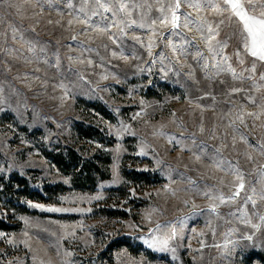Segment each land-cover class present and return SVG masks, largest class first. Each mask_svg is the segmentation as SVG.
<instances>
[{
	"label": "rangeland",
	"instance_id": "1",
	"mask_svg": "<svg viewBox=\"0 0 264 264\" xmlns=\"http://www.w3.org/2000/svg\"><path fill=\"white\" fill-rule=\"evenodd\" d=\"M10 2L16 6L0 3V264H264V114L244 115V124L237 119L241 105L245 113L261 111L264 87L256 85L264 84V63L257 62L254 79L216 75L196 57L198 50L208 53L195 31L184 30L196 44L182 49L167 29L154 35L133 26L113 42L82 32L78 23L69 28L66 0L59 8L44 5L42 14L36 0ZM152 2L149 15L156 18ZM14 27L25 39H12ZM32 27L34 33L27 31ZM232 31L226 22L220 38ZM235 48L233 39L226 51ZM252 59L245 55L241 66L233 56L231 63L239 73ZM72 150L99 162L109 154V175L98 176L92 188H75L73 174L47 156ZM220 159L244 174L245 187L217 215L202 193L236 190L229 185L235 177L221 170L227 165L216 166ZM246 195L255 206L244 203ZM168 225L176 230L169 250L149 247L170 232Z\"/></svg>",
	"mask_w": 264,
	"mask_h": 264
},
{
	"label": "snow or ice",
	"instance_id": "2",
	"mask_svg": "<svg viewBox=\"0 0 264 264\" xmlns=\"http://www.w3.org/2000/svg\"><path fill=\"white\" fill-rule=\"evenodd\" d=\"M79 7L73 0H66L64 7L71 10L69 11L70 18L67 20L69 28L74 23L82 25L81 31L87 33L89 30L99 34H107L108 39L116 42L118 38L127 36L125 29H130L136 26L141 29H148L154 35L160 29H167L170 34L175 35L181 39V49L184 44H196V37H187L184 30L188 32L195 31L199 34V39L203 41L204 47L207 49L208 55L201 51L196 52V57L204 60L203 67L206 70H213L216 75L223 72L231 73L234 79H254L251 73H255L257 62L264 63V0H154L155 4L158 5L156 11L159 15L156 18H152L149 13L153 10L152 0H77ZM0 3H8L9 6L15 7L10 0H0ZM61 0H36V4L39 6V13H43V6L48 5L52 7L53 4L60 7ZM191 9L192 11H181V9ZM136 13L138 18H133V14ZM63 15V12L59 13ZM93 17H100L102 21L107 23L100 27L98 24L92 23ZM39 21H37L38 23ZM53 21L49 20L48 23ZM227 22L228 27L232 28L233 31L230 36L226 38H220L221 28ZM55 23L59 24L57 20ZM117 29V33H112V29ZM27 31L35 32V27L28 29ZM19 36L21 39H25L24 32L19 28L12 29V39H17ZM72 40H77V35L71 37ZM91 39V37H89ZM131 39L135 41H141L138 36H132ZM236 41V48L232 55L227 53L229 48V41ZM29 45V51H33L35 44L32 40H26ZM168 47L172 49L175 54L177 52V45L171 40L168 42ZM199 49V45H196ZM153 47L152 37H149V55H151V48ZM43 51V49H41ZM115 53H113L114 55ZM245 55L250 56L252 59L251 67L242 68L238 73L236 68L233 67L231 60L233 56L238 61L239 65L245 64ZM161 58H164L163 55ZM71 59V57L69 58ZM178 59V58H177ZM91 63V60L88 61ZM247 72L250 75L244 76ZM261 81H264V75L260 77ZM257 90L264 87V84L256 85ZM3 89L0 88V92ZM243 91V89L233 88L232 93ZM251 103H257L256 98L251 96L248 97ZM259 107L261 111L247 112L243 110L241 105L240 114L237 119L241 124H244V115L259 118L261 114H264V97L260 98ZM204 131L203 127L200 129ZM195 134H193L194 136ZM241 139H245L241 136ZM203 143V142H201ZM235 146V137H233V147ZM227 147V145H222ZM262 154H264V145H260ZM215 152L221 154V148L217 147ZM144 155L142 151L140 153ZM201 157L196 156L199 160ZM252 159L251 156L248 157ZM159 163V162H158ZM222 165H227V168H221L222 171H227L232 174L235 179L229 182V185H235L236 190L230 192L229 195L225 194L217 188L215 192L211 189L203 192L202 194L208 199L212 200L213 203L209 205V211L217 213V208L220 205L232 204L236 201L237 197L240 196V191L244 189L243 173L235 167L231 161L220 159L217 161V167L220 168ZM264 167V166H262ZM189 182L196 184L195 181L189 178ZM220 184H225L223 178L220 179ZM253 194L256 193L255 189H252ZM260 198L264 200V192L260 193ZM218 202V203H217ZM251 202L253 206L256 204V200L252 198V195H246L244 203ZM187 203V202H185ZM37 207H41L37 205ZM49 211H70L71 209L61 208H49ZM79 210V209H77ZM234 214V213H233ZM261 220H264V216H261ZM248 223L249 221H243ZM170 232H166L161 236L154 237L149 247L157 248L159 251L169 250V241L175 238L176 230L175 227L168 225ZM258 227V225H253ZM161 226L157 225V230H160ZM247 240H252V236L245 237ZM174 252L175 250L172 249Z\"/></svg>",
	"mask_w": 264,
	"mask_h": 264
},
{
	"label": "trees",
	"instance_id": "3",
	"mask_svg": "<svg viewBox=\"0 0 264 264\" xmlns=\"http://www.w3.org/2000/svg\"><path fill=\"white\" fill-rule=\"evenodd\" d=\"M86 131L87 132L85 133H88L90 139L94 140L97 138L95 135L91 134L90 130ZM97 139L102 141V139ZM105 155L107 158L104 156V158L101 159V162H99L96 159L93 160L92 158L78 156L74 150L66 154L63 152L47 154L48 158L52 160L56 167L66 174H73L72 181L74 187L77 189L92 188L95 185L98 176L104 178L109 175V165L111 160L109 154ZM16 179H19L20 185L25 184L24 191L28 190L26 182L23 181L24 179Z\"/></svg>",
	"mask_w": 264,
	"mask_h": 264
},
{
	"label": "water",
	"instance_id": "4",
	"mask_svg": "<svg viewBox=\"0 0 264 264\" xmlns=\"http://www.w3.org/2000/svg\"><path fill=\"white\" fill-rule=\"evenodd\" d=\"M29 28V27H28Z\"/></svg>",
	"mask_w": 264,
	"mask_h": 264
}]
</instances>
